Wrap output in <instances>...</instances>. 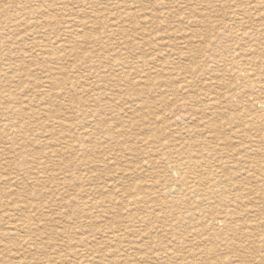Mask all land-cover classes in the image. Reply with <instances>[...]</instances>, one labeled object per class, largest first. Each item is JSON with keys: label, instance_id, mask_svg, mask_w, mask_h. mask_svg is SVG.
I'll return each instance as SVG.
<instances>
[{"label": "rangeland", "instance_id": "obj_1", "mask_svg": "<svg viewBox=\"0 0 264 264\" xmlns=\"http://www.w3.org/2000/svg\"><path fill=\"white\" fill-rule=\"evenodd\" d=\"M18 1L22 2V0ZM74 1H78L81 3V1L83 0ZM91 1L93 2L91 4L93 6H89L86 9L87 11L80 8L76 3H72L73 6L71 4V6H64L67 7L66 10L62 9V11H53L54 8H50L48 10V13H50L51 15L55 14L57 18H59L60 14L63 12L64 16L58 19L61 22L64 18L66 19L67 17V19L75 18L78 20H82L85 24V27L83 29V32L81 34H78H80V36L84 35V38L79 37L77 39V44H68V31L72 29L65 30L64 28H62V24H60L61 27L55 24H48L46 28H44L46 34L44 35L43 39L47 44V55L45 54L46 61L41 62L38 60L37 62H39L40 64H37L36 62L35 64L30 63V67L31 65L33 67H29L28 76L30 77H28L27 81L25 80V82L28 83V86L30 87L28 88V90L30 91L27 95L34 96L38 95V93L44 95L45 102H47L48 105H46V110L48 112H44L46 113V115H35V117H37V122L35 121L36 124L33 123L34 130L31 128L29 131L21 135L19 145L16 146V152L13 154H10V150L5 142V137L0 132V147L3 146L2 148H0V160L2 163L0 164L2 168V172L0 170V176L3 177L5 175L4 178H7V174H5L6 171H3L4 158L6 165L7 161L10 158H13V160L16 159L15 161H17L18 164L22 165V169L21 172H19L20 179L17 184L18 187L15 185L14 190H16L17 188L19 190L23 189L28 192H34L35 194H37V196L44 193V201L48 204L47 207L50 208L48 209V212L46 213L47 215L45 216L43 221L45 226L43 229V235L45 236L43 237H45L46 242L49 243L45 249L47 253L46 261L51 260V262H48L47 264H81V252L78 247V243L81 239L87 240L88 238L92 240V246H90V250L92 253L95 252L96 254H91V256L87 255L88 258L91 257L93 258V261L96 262L94 263L92 261V264H109V262L110 264H261V260H264V240L259 241L254 237L248 238L246 235L241 234L243 233L242 231H239L240 234H231L230 238L235 237V241L233 239V245H227L225 242H222L220 240H200L198 238L199 234L192 237L190 231L197 230L199 232V229H201V227L199 226L191 229H184L175 225L163 226L164 224H166V222H160L158 226L151 231L152 233L150 235H146L141 233L140 231L141 229L144 230V227H139L136 224H132V222L129 220H131L136 215L142 214V212H148L152 209L149 207H147L145 211L138 209L136 204H134V198H136L138 194L152 192L158 197V200L162 199L167 203L170 202L174 197H176L175 195L169 196L164 194V187L167 183L166 175L168 174L164 169L167 167L166 164L168 163H165L166 161L161 160V158L163 157L164 153L168 152L169 150L165 148H159V143H165L168 140H176L177 142H182L181 144L186 143L185 146H188L189 142L205 141L210 150L217 147V150L214 151V153L211 152L208 159L203 162V169L220 170L222 171L221 174L227 176L229 179H231V181H234L236 184L238 183L244 185L241 186L242 189L240 190L239 186H236L237 191H239V193L241 194V199L238 203L239 208H235L237 213L241 214L239 216L241 217L240 220L244 219L248 221L254 219V205H259L260 207H262V210L264 212V200L256 199V196L253 195L249 190L251 184L254 185L260 182L262 179L260 176V171L264 169V126L261 125V128L259 129L252 128L250 127L248 122H243L239 119L240 116L247 114L249 111L256 113V109H254L252 105L254 98L247 96L249 95V93H242L244 92L245 87L244 82L241 79L237 80L233 75L229 73L230 67L229 64L226 63L227 60L232 59V56L234 54L244 56L242 60L240 59V63H244L246 59L249 58L246 53L251 52L249 51L250 47L251 49L255 50V52H258V54L255 56L259 57L257 61H264V59L262 58V56L264 57V0H108V2L107 0ZM98 2L100 4H97ZM155 2L167 3L166 5H168V9H159L160 7L159 5H157L158 3ZM32 4H29V9H34V6H32ZM104 6L109 8L106 10ZM123 7L128 8V12L132 14L126 19L119 17L121 15ZM82 10L85 12H82ZM90 11H94L95 15L90 17L87 14ZM125 16L126 14L121 15V17ZM248 20H250L251 23ZM251 20H254V24ZM257 23L259 24V27ZM121 24H123L122 28L117 29ZM231 24L233 25L231 26ZM246 24L249 26L247 27ZM185 25L187 27H185ZM172 26L175 28H173ZM26 29H30V31H36L32 27L26 26ZM76 30H80V28ZM180 30L183 32H179ZM65 31L67 34L65 33ZM58 35H60L61 37ZM28 37L30 41H27L26 46L21 47V49L23 50L24 48L29 56H36L35 49L33 48V45H31V41L34 39V37H36V35L30 33V36ZM105 43L110 44V46L106 47ZM63 44L66 45V47H60L63 46ZM119 44L122 48L118 46ZM73 45L74 48L72 49V52H70V47H72ZM151 45L160 47L155 48ZM184 46H186V48H188L189 50L184 48ZM51 48L55 51H53ZM135 48L139 51L137 52ZM61 49L63 50L62 52ZM57 52L58 54L55 55ZM18 53L20 54L19 51ZM22 54L23 53H21L19 56H21ZM91 56L93 60H91ZM17 57L18 56H16V58ZM58 57L62 58V61L58 60L56 62L55 59ZM85 58H87V60ZM119 60L121 62H119ZM117 63H125L122 70L115 69L116 67L114 65H116ZM135 63L139 64L137 65ZM70 65H72L73 67ZM103 66L105 68H103ZM36 67H38L39 69ZM44 70H46L47 72H45ZM147 70H149L150 72ZM257 71L260 70L257 69ZM36 76L40 78L37 79ZM54 78L60 80L64 79L65 83L62 84L61 87H57L52 83H46V87L40 88V81L51 82L50 80ZM178 79L181 80L179 81ZM256 79L257 78L254 77L252 78V81L254 82V80ZM184 80H186L188 82L187 84H189L190 86L187 89L182 90L180 86H184ZM82 82H84L85 85ZM137 82L138 85H134V83L137 84ZM19 83L20 82H18V84H15L14 86H16V88H19L21 86L19 85ZM80 84L82 86H80ZM72 87L74 88L72 89ZM133 88L135 91L139 90V92L133 93ZM54 90L56 92H54ZM60 91L63 92L62 95L59 94ZM239 94L245 95L246 98L243 99L242 97H238ZM260 96L264 98V94H261ZM95 98H97V100ZM157 98L160 99L158 100ZM61 99H63V101ZM133 100L135 101L133 102ZM262 100L264 101V99ZM182 103L185 107H181L183 106ZM185 103H188V105H185ZM154 104H156L157 106ZM193 104L194 106H192ZM138 106H141V108H139ZM68 107L71 109H69ZM142 109H144V112ZM36 111L37 109L31 108H29L28 110L29 114ZM180 115L183 116L184 119H180ZM39 119L42 120L39 121ZM148 121L150 123H148ZM151 121L153 122L151 123ZM55 122H59L62 125H57ZM211 122L217 124L216 130L210 129L207 126L209 125V123L211 124ZM195 124L197 125L195 126ZM66 125L70 128L66 127ZM111 125H113L112 128ZM173 125L175 127H173ZM258 125L260 126V123H258ZM40 126L44 127V129L40 128ZM77 127L79 129H77ZM83 127L88 128L86 130ZM58 132H61V134H59ZM179 132H181V134ZM47 134H50V136H48ZM237 134L239 135L237 136ZM90 135H93V137ZM77 136H79V138ZM108 136H110L111 138ZM36 137L40 138L41 141L43 140L44 143H36L34 140ZM62 137L65 138L64 141H66L70 146L81 144L83 149L77 152L75 150L64 149L60 145H57L55 143H49L50 141L56 139H62ZM157 137L159 138L157 139ZM185 139L188 140L186 141ZM45 141H47L48 143ZM30 145L32 146L30 147ZM42 145L44 146L42 147ZM217 145H219V147ZM121 146H123L124 148ZM258 149H260L261 151H259V154L256 157L254 154L258 153ZM1 152L3 155L1 154ZM26 152L27 154H24ZM47 154H49V157L47 156ZM260 154L262 155V157ZM34 155L37 158H35ZM251 155L253 158H250ZM40 156H45L46 158L44 157L41 160ZM112 156L115 157V159ZM53 157H57V159H54ZM47 159L48 161H45ZM31 160L33 163L31 162ZM146 160H149V162L151 160V165H149L148 167H144V161ZM37 164L39 167L36 166ZM229 165L231 166V168ZM123 168L124 170H122ZM137 169H139L140 171H138ZM127 170L129 171L127 172ZM10 171L13 170H9V172ZM223 171L226 174H224ZM61 173H66V175L68 176L65 180L71 181V184L69 186V182H67V185L65 186L62 185V183L64 184V181L61 180L63 179V175H61ZM39 174L43 177V180L47 178L46 180L48 181L44 180L43 186H41V188L36 191L35 188L37 186V183L35 179L39 177ZM92 175L99 176V179H97L96 181L87 182L85 180L87 179V176ZM118 177H120V179H118ZM32 178L33 180H31ZM1 183L2 182H0V192H3L4 190H7L8 185L6 183ZM84 183H87V185ZM245 184H248L249 187ZM104 186L106 187V189L104 188ZM48 191L50 194L48 193ZM83 192H85V194H83ZM91 197H93V199ZM155 199H152L153 203H150V206L155 205ZM121 201H123V203ZM86 202L96 203L97 210H93L92 214H88L83 211V204ZM168 206L169 204L167 205V207ZM68 207L70 208L68 209ZM73 208H76L80 212V217L77 221L71 220L72 217L70 214ZM167 210H170V208ZM250 213H252V215ZM69 223H71L72 225H70ZM77 227L83 228V230L78 231L76 229ZM74 229H76V236L74 237V234L72 235V249H70L72 253L69 255V250L65 251V248L63 251L61 250L64 243L63 240L58 237H53L52 239V235L55 232H64L69 230L72 231ZM247 230L258 236H264V220H262L259 224H256L255 227L254 225L250 226ZM112 232L115 233V240L111 239ZM79 233H81V236ZM174 233L177 234L180 239L174 238L175 240H173V238H171L170 236ZM112 241L114 243H112ZM172 242L174 244H172ZM146 246H148L149 248ZM157 247L159 248L157 249ZM208 247H216L220 251L216 254L208 253L206 252V250L209 249ZM138 248L139 250H141L139 251ZM144 249L147 251H145ZM246 250L247 252H245ZM58 251H61L60 255H63L64 257L69 255V257L65 261L56 259L58 256H56L55 254ZM172 251H174L175 255L172 254ZM226 253L230 255L228 256ZM164 255H166L168 258ZM144 260L145 262H147L145 263ZM31 261H34V259H32Z\"/></svg>", "mask_w": 264, "mask_h": 264}, {"label": "bare ground", "instance_id": "obj_2", "mask_svg": "<svg viewBox=\"0 0 264 264\" xmlns=\"http://www.w3.org/2000/svg\"><path fill=\"white\" fill-rule=\"evenodd\" d=\"M128 1V0H127ZM131 1V0H130ZM164 1V0H163ZM183 1V0H182ZM200 1V0H199ZM211 1V0H210ZM232 1V0H231ZM236 1V0H235ZM257 1V0H256ZM35 2V3H33ZM106 2V1H105ZM108 2V0H107ZM114 2V1H113ZM133 2V1H132ZM220 2V1H219ZM33 3V4H32ZM61 3V4H59ZM72 3H76L79 5L80 8L83 10L87 9L93 2L91 0H83L80 2L74 1V0H22V2H19L18 0H0V132L2 135L5 137V142L10 150V154H13L16 152V146L19 145L20 142V137L22 134L26 133L29 131L31 128L34 130V124H36V114H45L48 112L46 110V105L47 102H45V98L43 94L34 95L30 96L27 95L29 94L28 88V83L25 82L27 81V78L30 77L28 76V70L30 67V63L35 62L37 64H40L39 61H46V47L47 44L45 43L43 37L46 34L44 28L48 24H55L59 25L62 24V28L65 30L67 29H72L68 31L67 37V43L71 44H77V39L84 38V35L80 36V34L83 32L84 29V22L82 20H78L75 18H69V19H63V21H59L60 17L64 16L63 12L60 14V17L57 18V16L51 15L48 13V10L50 8H54L53 11H62V9L66 10L67 7L64 6H69ZM158 3V2H155ZM196 3V2H195ZM239 3V2H238ZM29 4H32L34 6V9H29ZM97 4H100L99 2ZM118 4V3H117ZM120 4V3H119ZM167 3L161 2L158 3L159 9H168ZM70 5V6H71ZM135 5V4H134ZM137 5V4H136ZM204 5V4H203ZM235 5V4H234ZM73 6V5H72ZM106 6V5H105ZM104 6V7H105ZM110 6V5H109ZM238 6V5H237ZM258 6V5H257ZM102 7V6H101ZM100 7V8H101ZM114 7V6H113ZM228 7V6H227ZM106 10L109 8L105 7ZM124 8V7H123ZM122 8L121 15L126 14L125 17L120 18L126 19L132 14L128 12V8ZM140 8V7H139ZM255 8V7H254ZM77 9V8H76ZM111 9V8H110ZM137 9V8H136ZM146 9V8H145ZM151 9V8H150ZM82 12H85L83 11ZM133 10V9H132ZM158 10V9H157ZM229 10V9H228ZM227 10V11H228ZM255 10V9H254ZM262 10V9H261ZM87 11V10H86ZM95 11V9H94ZM94 11H90L87 14L91 17L95 15ZM150 11V10H149ZM160 11V10H159ZM241 11V10H240ZM102 12V11H101ZM104 12V11H103ZM112 12V11H111ZM134 12V11H133ZM78 13V11H77ZM237 13V12H236ZM263 13V12H262ZM154 14V13H153ZM86 15V14H85ZM151 15V14H150ZM70 16V15H69ZM98 16V15H97ZM101 16V14H100ZM168 16V15H167ZM170 16V15H169ZM237 16V15H236ZM242 16V15H241ZM137 17V16H136ZM144 17V16H143ZM159 17V16H158ZM166 17V16H165ZM184 17V16H183ZM213 17V16H212ZM95 18V17H94ZM131 18V17H130ZM140 18V17H139ZM142 18V17H141ZM145 18V17H144ZM233 18V17H232ZM264 18V17H263ZM136 19V18H135ZM151 19V18H150ZM163 19V18H162ZM178 19V18H176ZM193 19V17H192ZM197 19V18H196ZM212 19V18H211ZM90 20V19H89ZM98 20V19H97ZM115 20V19H114ZM134 20V19H133ZM165 20V19H164ZM207 20V19H206ZM233 20V19H232ZM239 20V19H238ZM237 20V21H238ZM242 20V19H241ZM245 20V19H244ZM257 20V19H256ZM255 20V21H256ZM138 21V20H137ZM240 21V20H239ZM250 22V20H248ZM247 21V22H248ZM252 21V20H251ZM254 21V20H253ZM252 21V23H253ZM260 21V19H259ZM100 22V20H99ZM160 22V21H159ZM168 22V21H167ZM195 22V21H194ZM258 22V21H257ZM113 23V22H112ZM192 23V22H191ZM197 23V22H196ZM246 23V22H245ZM251 23V22H250ZM116 24V23H115ZM190 24V23H189ZM200 24V23H199ZM212 24V23H211ZM210 24V25H211ZM243 24V23H242ZM254 24V23H253ZM258 24V23H257ZM89 25V24H88ZM122 25H119L117 29L122 28ZM145 25V24H144ZM187 25V24H186ZM185 25V27H187ZM191 25V24H190ZM195 25V24H194ZM193 25V26H194ZM233 24H231L232 26ZM247 25V24H246ZM262 25V24H261ZM27 27H32L36 31H30L26 29ZM222 26V25H221ZM249 25H247L248 27ZM264 26V25H263ZM173 27V26H172ZM253 27V26H252ZM259 27V24H258ZM61 28V29H62ZM80 30H76L79 29ZM175 28V27H173ZM178 28V27H177ZM60 29V30H61ZM127 29V28H126ZM159 29V27H158ZM182 29V28H181ZM193 29V28H192ZM249 29V28H248ZM56 30V29H55ZM59 30V29H58ZM94 30V29H93ZM124 30V29H123ZM191 30V29H190ZM189 30V31H190ZM173 31V30H172ZM171 31V32H172ZM260 31V30H259ZM89 32V31H88ZM124 32V31H123ZM151 32V31H150ZM160 32V31H159ZM178 32V31H177ZM183 32V31H179ZM30 33L36 35L34 39L31 41V45H33V48L35 49L36 56H29L26 51L21 49V47H25L27 44V41H30L29 37ZM66 33V31H65ZM80 33V34H78ZM50 34V32H49ZM67 34V33H66ZM91 34V33H90ZM107 34V33H106ZM218 34V32H217ZM216 34V36H217ZM53 35V33H52ZM96 35V33H95ZM221 35V34H220ZM232 35V34H231ZM259 35V34H258ZM55 36V35H54ZM60 36V35H58ZM150 36V35H149ZM241 36V35H240ZM41 37V38H40ZM61 37V36H60ZM95 37V36H94ZM118 37V36H117ZM172 37V36H171ZM189 37V36H188ZM40 38V39H39ZM49 38V37H48ZM168 38V37H166ZM165 38V39H166ZM183 38V37H182ZM235 38V37H234ZM63 39V38H62ZM171 39V38H170ZM168 40V39H167ZM166 40V41H167ZM238 40V38H237ZM154 41V40H153ZM164 41V42H166ZM244 41V40H243ZM246 41V40H245ZM99 42V41H98ZM103 42V41H102ZM130 42V41H129ZM128 42V43H129ZM137 42V41H136ZM199 42V41H198ZM57 43V42H56ZM87 43V42H86ZM91 43V41H90ZM127 43V44H128ZM53 44V42H52ZM84 44V43H83ZM105 43L106 47H109L110 44ZM155 44V42H154ZM248 44V43H247ZM261 44V43H260ZM91 45V44H90ZM97 45V44H96ZM100 45V44H99ZM195 45V44H194ZM251 45V44H249ZM121 47V45H118ZM153 46V45H151ZM150 46V47H151ZM253 46V45H252ZM258 46V45H257ZM28 47V45H27ZM60 47H66V45L63 44V46ZM117 47V46H116ZM124 47V46H123ZM155 47V46H153ZM160 47V46H157ZM155 47V48H157ZM74 48V45L70 47V52H72V49ZM76 48V47H75ZM122 48V47H121ZM165 48V47H164ZM186 48V46H184ZM237 48V47H236ZM249 48V47H248ZM258 48V47H256ZM261 48V47H259ZM26 49V48H25ZM50 49V48H49ZM52 49V48H51ZM68 49V48H67ZM108 49V48H107ZM115 49V48H113ZM136 49V48H135ZM188 49V48H186ZM230 49V48H229ZM241 49V48H240ZM53 50V49H52ZM95 50V49H94ZM137 50V49H136ZM152 50V49H151ZM159 50V48H158ZM157 50V51H158ZM189 50V49H188ZM204 50V49H202ZM226 50V49H225ZM18 51L23 53L21 56L18 53ZM51 51V50H50ZM55 51V50H53ZM63 50L61 49V52ZM87 51V49H86ZM116 51V50H115ZM139 50H137L138 52ZM153 51V50H152ZM251 51V52H249ZM249 53H246V55L249 57L246 59L244 63H240V59L242 60L244 56H240L238 54H234L232 56L231 60H227L226 63L229 64V73L233 75L237 80L241 79L244 84V92L243 94L249 93V97H253V108L256 109V113L249 111L247 114L240 116L239 119L242 120L243 122H248L250 127L252 128H261V125L264 126V99L261 97V94H264V61L257 59L259 57H255L258 52H255V50L249 49ZM89 52V51H88ZM100 52V51H99ZM104 52V51H102ZM122 52V51H121ZM55 53V52H52ZM101 53V52H100ZM155 53V52H154ZM210 53V52H209ZM208 53V54H209ZM222 53V52H221ZM58 52L55 54L57 55ZM102 54V53H101ZM108 54V53H107ZM129 54V53H128ZM233 54V53H232ZM264 54V51H263ZM47 55V54H46ZM87 55V54H86ZM91 55V54H90ZM88 55V56H90ZM95 55V54H94ZM113 55V54H112ZM16 56H18L16 58ZM59 56V55H58ZM87 56V58H88ZM93 56V54H92ZM91 56V58H92ZM115 56V55H114ZM112 56V57H114ZM153 56V55H152ZM192 56V55H191ZM228 56V55H227ZM254 56V57H253ZM54 57V56H53ZM130 57V56H129ZM163 57V56H162ZM193 57V56H192ZM223 57V56H222ZM252 57V58H251ZM87 58H85L87 60ZM94 58V56H93ZM93 58L91 60H93ZM187 58V57H186ZM190 58V57H189ZM221 58V57H220ZM228 58V57H227ZM255 58V59H254ZM264 59V57L262 56ZM54 59V58H52ZM83 59V58H82ZM84 59V60H85ZM98 59V58H97ZM166 59V58H165ZM56 62L58 60L62 61V58H56ZM100 60V58H99ZM65 61V60H64ZM70 61V60H69ZM118 61V60H117ZM223 61V60H222ZM67 62V61H66ZM65 62V63H66ZM119 62H121L119 60ZM139 62V61H138ZM155 62V61H154ZM200 62V61H199ZM60 63V62H59ZM72 63V60H71ZM85 63V62H82ZM93 63V62H91ZM140 63V62H139ZM138 63V64H139ZM151 63V62H150ZM161 63V62H159ZM158 63V64H159ZM176 63V62H175ZM56 64V63H55ZM69 64V63H68ZM102 64V63H101ZM137 64V63H135ZM137 64V65H138ZM170 64V63H169ZM185 64V62H184ZM187 64V63H186ZM62 65V64H61ZM90 65V64H89ZM125 63H117L114 65L116 68L115 69H120L124 67ZM134 65V64H133ZM168 65V64H167ZM221 65V64H220ZM72 66V65H70ZM80 66V64H79ZM91 66V65H90ZM110 66V65H109ZM171 66V65H170ZM173 66V65H172ZM222 66V65H221ZM31 67H33L31 65ZM30 67V68H31ZM73 67V66H72ZM85 67V66H84ZM169 67V66H168ZM220 67V66H219ZM218 67V68H219ZM38 68V67H36ZM87 68V67H86ZM85 68V69H86ZM103 68H105L103 66ZM112 68V66H111ZM183 68V67H182ZM39 69V68H38ZM43 69V68H40ZM65 69V68H64ZM72 69V68H71ZM91 69V68H90ZM100 69V68H99ZM98 69V70H99ZM102 69V68H101ZM149 69V68H148ZM193 69V68H192ZM259 69L260 71H257ZM50 70V69H49ZM70 70V69H67ZM74 70V69H73ZM97 70V69H96ZM208 70V69H207ZM37 71V70H36ZM47 72L46 70H44ZM55 71V70H54ZM86 71V70H85ZM93 71V70H92ZM149 71V70H147ZM211 71V70H210ZM42 72V71H41ZM40 72V73H41ZM82 72V71H81ZM140 72V71H139ZM138 72V73H139ZM150 72V71H149ZM117 73V72H116ZM45 74V73H44ZM75 74V73H74ZM84 74V73H83ZM169 74V73H168ZM218 74V73H217ZM73 75V73H72ZM167 75V74H166ZM96 76V75H95ZM145 76V75H144ZM175 76V75H174ZM34 77V76H33ZM37 79L40 78L36 76ZM105 77V76H104ZM130 77V76H129ZM166 77V76H165ZM184 77V76H183ZM206 77V76H205ZM256 77L257 79L252 81V78ZM32 78V77H31ZM44 78V76H43ZM42 78V79H43ZM63 78V77H61ZM97 78V77H96ZM101 78V77H99ZM120 78V77H119ZM125 78V77H124ZM155 78V77H152ZM151 78V79H152ZM182 78V77H181ZM188 78V77H187ZM17 79V80H15ZM48 79V78H47ZM86 79V78H85ZM217 79V78H216ZM45 80V79H44ZM90 80V78H89ZM93 80V79H92ZM105 80V79H104ZM132 80V79H131ZM165 80V79H164ZM179 80V79H178ZM181 80V79H180ZM179 80V81H180ZM21 85L19 88H16L14 86L15 84ZM39 81V80H38ZM51 82H43L40 81L39 85L40 88L46 87V83H52L53 85L55 84L57 87H61L62 84H64V79L60 80L57 78H54L50 80ZM82 81V80H81ZM86 81V80H83ZM100 81V80H99ZM140 81V80H139ZM138 81V82H139ZM162 81V80H161ZM226 81V80H225ZM96 82V81H95ZM103 82V81H102ZM134 83V85H138ZM146 82V81H145ZM183 83L184 86H180L182 90L187 89L190 85L187 84L188 82L184 80ZM26 83V84H25ZM80 83V82H79ZM84 84V82H82ZM104 83V82H103ZM111 83V82H110ZM113 83V82H112ZM147 83V82H146ZM152 83V82H151ZM216 83V82H215ZM33 84V83H32ZM36 84V83H35ZM100 84V83H99ZM85 85V84H84ZM87 85V84H86ZM95 85V84H93ZM38 86V85H37ZM70 86V85H69ZM78 86V84H77ZM80 86H82L80 84ZM79 86V87H80ZM88 86V85H87ZM206 86V85H205ZM219 86V85H218ZM67 87V86H66ZM137 87V86H136ZM207 87V86H206ZM217 87V86H216ZM50 88V87H49ZM68 88V87H67ZM74 87H72L73 89ZM107 88V87H106ZM153 88V87H152ZM162 88V87H161ZM171 88V87H170ZM213 88V87H212ZM211 88V89H212ZM215 88V87H214ZM218 88V87H217ZM36 89V88H35ZM39 89V88H37ZM59 89V88H58ZM63 89V88H62ZM69 89V88H68ZM22 92H21V91ZM51 90V89H49ZM98 90V89H97ZM175 90V89H174ZM213 90V89H212ZM234 90V89H233ZM48 91V90H47ZM74 91V90H73ZM133 93H138V91H135L134 88L132 89ZM225 91V90H223ZM222 91V92H223ZM51 92V91H49ZM54 92H56L54 90ZM68 92V91H67ZM96 92V91H95ZM94 92V93H95ZM221 92V93H222ZM66 93V92H65ZM86 93V92H85ZM93 93V94H94ZM154 93V92H153ZM160 93V92H158ZM164 93V92H163ZM162 93V94H163ZM34 94V93H33ZM59 94H63V92L60 91ZM82 94V93H81ZM140 94V93H139ZM151 94V93H150ZM168 94V93H167ZM203 94V93H202ZM233 94V93H232ZM48 95V94H47ZM92 95V94H91ZM154 95V94H153ZM169 95V94H168ZM208 95V94H207ZM213 95V94H211ZM227 95V94H226ZM140 96V95H139ZM152 96V95H151ZM159 96V95H158ZM171 96V95H170ZM201 96V95H200ZM236 96V95H235ZM79 97V96H78ZM93 97V96H92ZM109 97V96H108ZM144 97V96H143ZM174 97V96H173ZM238 97H242L245 99V95L239 94ZM58 98V97H57ZM61 98V97H60ZM76 98V96H75ZM85 98V97H84ZM129 98V97H128ZM142 98V97H141ZM150 98V97H149ZM156 98V96H155ZM154 98V99H155ZM204 98V97H203ZM214 98V96H213ZM59 99V98H58ZM87 99V98H86ZM97 100V98H95ZM152 99V98H151ZM153 99V100H154ZM158 99V98H157ZM160 99V98H159ZM158 99V100H159ZM195 99V98H194ZM63 101V99H61ZM68 100V99H67ZM75 100V99H74ZM106 100V99H105ZM162 100V99H161ZM205 100V99H204ZM217 100V99H216ZM50 101V100H49ZM65 101V100H64ZM82 101V100H81ZM104 101V100H103ZM135 100H133L134 102ZM213 101V100H211ZM78 102V101H77ZM125 102V101H124ZM132 102V103H133ZM141 102V101H140ZM208 102V101H207ZM235 102V101H234ZM49 103V102H48ZM60 103V102H59ZM80 103V102H79ZM78 103V104H79ZM100 103V102H99ZM142 103V102H141ZM194 103V102H193ZM71 104V103H70ZM73 104V103H72ZM83 104V103H82ZM195 104V103H194ZM194 104L192 106H194ZM197 104V103H196ZM220 104V103H219ZM68 105V104H66ZM151 105V104H150ZM156 105V104H154ZM183 105V103H182ZM185 105H188V103H185ZM215 105V104H212ZM48 106V105H47ZM50 106V105H49ZM137 106V105H136ZM157 106V105H156ZM238 106V105H237ZM139 107V106H138ZM164 107V106H163ZM168 107V106H167ZM181 107H185L184 105ZM252 107V106H251ZM29 108L31 109H37L36 112L29 114L28 110ZM69 108V107H68ZM85 108V107H84ZM141 108V106L139 107ZM198 108V107H197ZM226 108V107H225ZM71 109V108H69ZM79 109V108H78ZM96 109V108H95ZM118 109V108H117ZM145 109V108H144ZM144 109L143 112H144ZM163 109V108H162ZM206 109V108H205ZM215 109V107H214ZM87 110V109H86ZM138 110V109H136ZM154 110V109H153ZM156 110V109H155ZM164 110V109H163ZM240 110V109H239ZM47 111V112H46ZM175 111V110H174ZM212 111V109H211ZM46 112V113H44ZM79 112V111H78ZM122 112V111H121ZM209 112V111H208ZM123 113V112H122ZM138 113V112H137ZM205 113V112H204ZM214 113V112H213ZM223 113V112H222ZM227 113V112H226ZM231 113V111H230ZM76 114V113H75ZM121 114V113H120ZM119 114V115H120ZM142 114V113H141ZM152 114V113H151ZM150 114V115H151ZM163 114V113H161ZM168 114V113H167ZM166 114V115H167ZM186 114V113H185ZM209 114V113H208ZM30 115V116H29ZM49 115V114H48ZM211 115V114H210ZM214 115V114H212ZM92 116V115H90ZM96 116V115H95ZM108 116V115H107ZM130 116V115H129ZM132 116V115H131ZM143 116V115H142ZM165 116V115H164ZM228 116V115H227ZM50 117V116H48ZM146 117V116H145ZM168 117V116H166ZM79 118V117H78ZM159 118V117H158ZM174 118V117H173ZM180 119H184L183 116H179ZM211 118V117H210ZM222 118V117H221ZM43 119V118H42ZM42 119H39L42 120ZM119 119V118H118ZM136 119V118H135ZM116 120V119H115ZM134 120V119H133ZM140 120V119H139ZM138 120V122H139ZM144 120V119H143ZM149 120V119H148ZM151 120V119H150ZM162 120V119H161ZM36 121V122H35ZM85 121V120H84ZM98 121V120H97ZM128 121V120H127ZM142 121V120H141ZM163 121V120H162ZM188 121V120H186ZM191 121V120H190ZM189 121V122H190ZM201 121V120H200ZM45 122V121H44ZM69 122V121H68ZM108 122V121H107ZM146 122V121H144ZM153 121H151L152 123ZM169 122V121H168ZM52 123V122H51ZM57 125H62L59 122H55ZM53 123V124H55ZM98 123V122H97ZM148 123H150L148 121ZM260 123V126L258 125ZM67 124V123H66ZM100 124V123H99ZM104 124V123H103ZM166 124V123H165ZM170 124V123H169ZM174 124V123H172ZM245 124V123H244ZM42 125V124H40ZM147 125V124H146ZM189 125V124H188ZM197 124H195L196 126ZM205 125V123H204ZM47 126V125H46ZM70 126V123H69ZM66 125V127H69ZM127 126V125H125ZM171 126V125H169ZM210 129H217V124H214L211 122L209 125H207ZM221 126V125H220ZM113 125H111V128ZM135 127V126H134ZM144 127V126H143ZM158 127V126H157ZM160 127V126H159ZM173 127H175L173 125ZM198 127V126H197ZM226 127V126H225ZM40 128L44 129V127L40 126ZM70 128V127H69ZM72 128V127H71ZM85 128V127H83ZM88 128V127H87ZM87 128H85L87 130ZM110 128V129H111ZM207 128V127H206ZM220 128V127H219ZM77 129H79L77 127ZM133 129V127H132ZM131 129V130H132ZM167 129V128H166ZM221 129V128H220ZM91 130V129H90ZM112 130V129H111ZM122 130V129H121ZM156 130V129H155ZM171 130V129H170ZM184 130V129H183ZM45 131V130H44ZM92 131V130H91ZM94 131V130H93ZM137 131V130H136ZM163 131V130H162ZM175 131V129H174ZM177 131V130H176ZM218 131V130H217ZM38 132V131H37ZM42 132V130H41ZM50 132V131H49ZM121 132V131H120ZM148 132V131H147ZM146 132V133H147ZM153 132V130H152ZM151 132V133H152ZM234 132V131H233ZM0 133V134H1ZM32 133V132H31ZM30 133V134H31ZM36 133V132H35ZM59 133V132H58ZM65 133V132H64ZM78 133V132H77ZM129 133V131H128ZM127 133V134H128ZM150 133V132H149ZM176 133V132H175ZM181 134V132H179ZM29 134V132H28ZM42 134V133H41ZM40 134V135H41ZM55 134V133H52ZM51 134V135H52ZM61 134V132L59 133ZM87 134V133H86ZM183 134V133H182ZM198 134V132H197ZM253 134V133H252ZM48 135V134H47ZM109 135V134H108ZM112 135V134H111ZM176 135V134H175ZM196 135V134H195ZM226 135V134H225ZM239 134H237L238 136ZM39 136V135H38ZM37 136V137H38ZM42 136V135H41ZM40 136V137H41ZM44 136V132H43ZM42 136V137H43ZM50 136V134L48 135ZM87 136V135H86ZM93 137V135H90ZM119 136V135H118ZM127 136V135H126ZM156 136V135H155ZM180 136V135H179ZM197 136V135H196ZM206 136V135H205ZM230 136V135H229ZM32 137V136H31ZM35 138V142L39 144H43L44 141L40 138ZM74 137V136H72ZM79 138V136H77ZM85 137V136H84ZM104 137V136H103ZM110 137V136H108ZM181 137V136H180ZM188 137V136H187ZM208 137V136H207ZM70 138V137H69ZM111 138V137H110ZM159 137H157L158 139ZM246 138V137H245ZM98 139V138H97ZM107 139V137H106ZM118 139V138H117ZM147 139V138H146ZM167 139V138H166ZM174 139V138H173ZM65 138L62 137V139H56L53 141H50L49 143H55L57 145H60L64 149H70V150H75L77 152L81 151L83 149L81 144H77L74 146H70L67 144L66 141H64ZM99 140V139H98ZM141 140V139H140ZM139 140V141H140ZM178 140V139H177ZM186 140V139H185ZM188 140V139H187ZM186 140V141H187ZM198 140V139H197ZM224 140V139H223ZM250 140V139H249ZM79 141V140H78ZM77 141V142H78ZM157 141V140H156ZM242 141V140H241ZM33 142V141H32ZM47 142V141H45ZM82 142V141H81ZM116 142V141H115ZM225 142V141H224ZM235 142V141H234ZM233 142V143H234ZM240 142V141H239ZM243 142V141H242ZM48 143V142H47ZM87 143V142H86ZM103 143V142H102ZM106 143V142H105ZM108 143V142H107ZM157 143V142H156ZM182 142H177L176 140L171 141L168 140L165 143H159V148H165L168 149L169 151L164 153L163 157L161 160H165V163L167 167L164 169L168 174L167 176V183L164 187V194L165 195H175L170 202L163 201L162 199L158 200V197L152 193V192H145L138 194L136 198H134V204L138 207V209L145 211L147 207L152 208L148 212H142L140 215L132 216L133 218L129 221L132 222V224H136L139 227H144V230L141 229V233L150 235L152 230L158 226V224L161 222H166L163 226H179L182 228H194V227H201L199 229V232L197 230L195 231H190L192 237L196 236L199 234L198 238L201 239H206L207 241H215V240H220L222 242H225L227 245H233V239L230 238L231 234H240L239 231H242L243 235H246L248 238L249 237H254L258 239L259 241L264 240V236H258L251 231H248L247 229L250 226L255 227L256 224H259L262 220H264V212L262 210V207L259 205H254L255 210L254 213L255 215L253 216V220H244L239 217L241 214L237 213L235 208H239L238 203L241 199V194L239 191H237L236 186H239V190L242 189L241 184H236L234 181H231L227 176L222 175L220 170H212V169H207L204 170L202 167V164L205 160L208 159L210 156L211 152L214 153V151L217 150V147L214 149L210 150L208 146L206 145L205 141H194V142H189L188 146H185L186 143L181 144ZM227 143V142H226ZM179 144V145H177ZM242 144V143H241ZM245 144V143H244ZM28 145V144H27ZM229 145V143H228ZM227 145V146H228ZM2 146V145H1ZM26 146V145H25ZM32 145H30L31 147ZM44 145H42L43 147ZM219 147V145H217ZM246 146V145H244ZM3 147V146H2ZM0 147V148H2ZM5 147V146H4ZM36 147V146H35ZM34 147V148H35ZM46 147V146H45ZM123 147V146H121ZM26 148V147H25ZM114 148V147H113ZM124 148V147H123ZM126 148V147H125ZM158 148V149H159ZM111 149V148H109ZM143 149V148H142ZM1 150V149H0ZM25 150V149H24ZM38 150V149H36ZM51 150V149H50ZM227 150V149H226ZM49 151V150H48ZM260 149L257 150L258 153L254 154L256 157L259 154ZM65 152V151H64ZM109 152V151H108ZM253 152V151H252ZM2 154V152H1ZM24 154H27L24 153ZM30 154V152H29ZM146 154V153H145ZM144 154V155H145ZM3 155V154H2ZM7 155V154H6ZM5 155V156H6ZM9 155V154H8ZM33 155V154H32ZM42 155V154H41ZM53 155V154H52ZM77 155V154H76ZM261 155V154H260ZM13 156V155H12ZM23 156V155H22ZM29 156V155H28ZM46 156V155H45ZM44 156V157H45ZM49 157V154H47ZM111 156V155H110ZM220 156V155H219ZM26 157V156H24ZM33 157V156H32ZM35 157V155H34ZM44 157L40 156V159L42 160ZM60 157V156H59ZM113 157V156H112ZM130 157V156H129ZM226 157V156H224ZM243 157V156H242ZM241 157V158H242ZM252 155L250 156V158ZM262 157V155H261ZM3 158V157H2ZM17 158V157H15ZM37 158V157H35ZM46 158V157H45ZM51 158V157H50ZM54 159H57V157H53ZM115 159V157H113ZM121 158V157H119ZM245 158V157H244ZM253 158V157H252ZM9 159V157H8ZM30 159V158H29ZM32 159V158H31ZM83 159V158H82ZM136 159V158H135ZM264 159V158H263ZM16 160V159H15ZM13 160V158L9 159L7 161V165L5 162L4 158V163H3V171L5 170L7 174V178H4V176H0V182L1 184H7L8 188L7 190H4L3 192H0V264H47L50 261H46V247L49 243L46 242V238L43 237V229H44V218L47 215L46 213L48 212V209H50L47 203L44 201V193L35 194L34 192H28L26 190H19L18 188L15 189V185L17 186L19 182V172H21L22 165L18 164L17 161ZM22 160V159H21ZM35 160V159H34ZM33 160V161H34ZM101 160V159H100ZM103 160V159H102ZM121 160V159H120ZM28 161V160H26ZM45 161H48L45 160ZM95 161V160H94ZM131 161V160H130ZM241 161V160H240ZM246 161V160H245ZM21 162V161H20ZM30 162V161H29ZM32 162V160H31ZM106 162V160H105ZM239 162V160H238ZM264 162V161H263ZM24 163V162H23ZM28 163V162H27ZM33 163V162H32ZM42 163V162H40ZM56 163V162H55ZM82 163V162H81ZM92 163V162H91ZM128 163V162H127ZM137 163V162H136ZM135 163V164H136ZM163 163V164H165ZM0 164L1 160H0ZM30 164V163H29ZM49 164V163H48ZM89 164V163H88ZM100 164V162H99ZM106 164V163H105ZM104 164V165H105ZM132 164V163H131ZM134 164V165H135ZM140 164V163H139ZM144 167H148L151 165V160L144 161ZM160 164V163H158ZM42 165V164H41ZM45 165V164H44ZM47 165V164H46ZM62 165V164H61ZM98 165V164H97ZM129 165V164H127ZM165 165V166H166ZM248 165V163H247ZM264 165V163H263ZM37 167L38 164L36 165ZM85 166V165H84ZM133 166V165H132ZM230 166V165H229ZM42 167V166H40ZM53 167V166H52ZM51 167V168H52ZM111 167V165H110ZM123 167V166H122ZM154 167V166H153ZM55 168V167H54ZM67 168V167H66ZM69 168V167H68ZM134 168V167H133ZM160 168V167H159ZM231 168V166H230ZM252 168V167H251ZM61 169V168H60ZM72 169V168H71ZM229 169V168H228ZM258 169V168H257ZM260 169V168H259ZM0 170L2 172V168L0 166ZM9 170H13L10 171ZM103 170V169H102ZM124 170V168L122 169ZM140 171L139 169H137ZM163 170V169H162ZM163 170V171H164ZM261 170V169H260ZM27 171V170H26ZM31 171V169H30ZM52 171V170H51ZM88 171V170H87ZM129 170H127L128 172ZM236 171V169H235ZM8 172V173H7ZM38 172V171H37ZM41 172V171H40ZM85 172V171H84ZM90 172V171H89ZM106 172V171H105ZM43 173V172H42ZM122 173V172H121ZM224 174H226L223 171ZM78 174V173H76ZM80 174V173H79ZM118 174V172H117ZM156 174V173H155ZM161 174V173H160ZM234 174V172H233ZM63 175V180L64 184L62 185H67V182H69L68 186L71 184L70 180H65L67 179V175ZM165 175V174H164ZM35 176V175H33ZM38 176V175H37ZM82 176V175H81ZM121 176V174H120ZM131 176V175H130ZM129 176V177H130ZM152 176V174H151ZM260 176H261V181L252 185L249 188V190L252 192L253 195L256 196V199L264 200V169L260 171ZM27 177V176H26ZM111 177V176H110ZM133 177V176H132ZM157 177V176H156ZM254 177V176H253ZM34 178V177H33ZM33 178L31 180H33ZM140 178V177H139ZM158 178V177H157ZM45 178L44 180H46ZM79 179V178H78ZM99 179V176H87V179H85L87 182H92L96 181ZM120 179V177H118ZM43 177L39 174V177L35 179L37 186H36V191H38L41 186H43ZM115 180V179H114ZM161 180V179H160ZM163 180V179H162ZM48 181V180H46ZM58 182V181H57ZM56 182V183H57ZM50 183V182H48ZM109 183V182H108ZM121 183V182H119ZM127 183V182H125ZM32 184V183H31ZM87 185V183H84ZM83 184V185H84ZM149 184V183H148ZM90 185V183H89ZM111 185V184H110ZM154 185V184H153ZM248 186V184H245ZM28 186V185H27ZM92 186V185H91ZM94 186V185H93ZM132 186V185H131ZM18 187V186H17ZM111 187V186H110ZM126 187V186H125ZM135 187V186H133ZM249 187V186H248ZM30 188V187H29ZM44 188V187H43ZM106 189V187L104 186ZM127 188V187H126ZM149 188V187H148ZM162 188V187H161ZM4 189V188H2ZM76 189V188H75ZM115 190V189H114ZM136 190V189H135ZM142 190V189H141ZM155 190V189H154ZM45 191V190H44ZM138 191V190H137ZM41 192V191H39ZM111 192V191H110ZM119 192V191H118ZM49 193V191H48ZM59 193V192H58ZM79 193V192H77ZM114 193V192H113ZM120 193V192H119ZM127 193V192H126ZM50 194V193H49ZM62 194V193H61ZM66 194V193H64ZM85 194V192H83ZM134 194V193H133ZM80 195V194H79ZM82 195V194H81ZM51 196V195H50ZM66 196V195H65ZM74 196V194H73ZM110 196V195H109ZM58 197V195H57ZM101 197V195H100ZM60 198V196H59ZM78 198V197H77ZM93 199V197H91ZM118 198V197H117ZM157 198V199H155ZM58 199V198H56ZM68 199V198H67ZM88 199V198H87ZM129 199V198H128ZM152 199H155V205L150 206V203H153ZM254 199V198H253ZM252 199V200H253ZM48 200V199H47ZM84 200V199H83ZM119 200V199H118ZM121 200V199H120ZM130 201V200H129ZM113 202V201H111ZM116 202V200H115ZM123 203V201H121ZM51 203V202H50ZM57 203V202H55ZM59 203V202H58ZM256 203V202H254ZM169 206L167 207V205ZM242 204V203H241ZM244 204V203H243ZM252 204V203H251ZM133 205V203H132ZM242 206V205H241ZM136 207V208H137ZM244 207V206H243ZM70 207H68L69 209ZM170 210H167L169 209ZM233 208V209H232ZM246 208V207H245ZM135 209V208H134ZM241 209V208H240ZM247 209V208H246ZM83 211H85L88 214H92L93 210H97V204L96 203H89L86 202L83 204ZM81 210V212H82ZM124 210V209H123ZM130 210V209H129ZM248 210V209H247ZM128 211V210H127ZM242 211V210H241ZM83 212V213H85ZM133 212V210H132ZM52 213V212H50ZM79 211L76 208H73L71 212V220H78L80 217ZM131 213V212H130ZM54 214V213H53ZM60 214V213H59ZM139 214V213H138ZM247 214V213H245ZM252 215V213H250ZM50 215V214H49ZM126 215V212H125ZM56 216V214H55ZM51 217V216H50ZM61 217V216H60ZM94 217V216H93ZM131 217V216H130ZM49 218V217H48ZM59 221V220H58ZM68 222V221H66ZM84 223V222H83ZM106 223V222H105ZM72 225L71 223H69ZM66 225V224H64ZM69 225V226H70ZM79 227V226H78ZM76 228L78 231L83 230V228ZM83 227V226H82ZM124 227V226H123ZM162 227V226H161ZM53 228V227H52ZM70 228V227H69ZM87 228V227H86ZM130 228V227H129ZM175 228V227H174ZM72 231H64V232H55L52 235L53 237H58L63 240V245L61 250L63 251L65 248L66 250L72 249V235L74 234V237L76 236L75 230ZM106 230V229H104ZM156 230V229H155ZM169 230V229H168ZM49 231V230H48ZM110 231V230H109ZM122 231V230H121ZM174 231V229H173ZM117 232V231H115ZM210 232V233H209ZM49 233V232H48ZM109 233V232H108ZM139 233V232H138ZM162 233V232H161ZM164 233V232H163ZM47 234V232H46ZM81 236V233H79ZM110 234V233H109ZM117 234V233H116ZM169 234V233H168ZM189 234V233H188ZM78 235V234H77ZM86 235V234H85ZM115 233L112 232L111 239L115 240ZM159 235V234H158ZM242 235V236H243ZM260 235V234H259ZM262 235V234H261ZM98 236V235H97ZM206 236V237H205ZM95 237V236H94ZM110 237V235H109ZM137 237V236H136ZM152 237V236H150ZM163 237V236H162ZM173 238V240L180 239V237L177 234H172L170 236ZM184 237V236H183ZM205 237V238H204ZM240 237V236H239ZM101 238V237H99ZM108 238V237H107ZM138 238V237H137ZM142 238V237H141ZM159 238V237H157ZM109 239V238H108ZM251 239V238H250ZM67 240V242H66ZM99 240V239H98ZM190 240V239H189ZM103 241V240H102ZM108 241V240H107ZM111 241V240H110ZM170 241V240H169ZM219 241V242H220ZM242 241V240H241ZM52 242V241H51ZM156 242V241H155ZM177 242V241H176ZM185 242V241H184ZM77 243V242H76ZM106 243V242H105ZM112 243H114L112 241ZM182 243V242H181ZM79 249H80V261L81 264H92L93 258H88L87 255L93 254L96 255L95 252L92 253L90 250V246H92V240L90 238L86 239H81L79 241ZM132 244V242H131ZM172 244H174L172 242ZM176 244V243H175ZM221 244V243H220ZM239 244V243H238ZM237 244V245H238ZM250 244V243H249ZM248 244V245H249ZM56 245V244H55ZM158 245V244H157ZM161 245V244H160ZM159 245V246H160ZM186 245V244H185ZM201 245V244H200ZM247 245V244H246ZM98 246V245H97ZM149 246V245H148ZM146 246V247H148ZM151 246V245H150ZM181 246V245H180ZM52 247V246H51ZM114 247V246H113ZM138 247V246H137ZM57 248V247H56ZM103 248V247H102ZM149 248V247H148ZM156 248V247H155ZM159 247H157L158 249ZM181 248V247H180ZM209 248V247H208ZM245 248V247H244ZM243 248V249H244ZM156 249V251H157ZM164 249V248H163ZM168 249V248H167ZM166 249V250H167ZM187 249V248H186ZM193 249V248H192ZM232 249V248H231ZM263 249V248H262ZM139 250V248H138ZM141 250V249H140ZM139 250V251H140ZM145 250V249H144ZM150 250V249H149ZM184 250V249H183ZM103 251V250H102ZM105 251V250H104ZM147 251V250H145ZM185 251V250H184ZM220 250L216 247L209 248L206 250L208 253H218ZM238 251V250H237ZM61 251H58L55 255L58 256L56 259H59L61 261H65L69 255L72 253L71 251L69 252V255L63 256L60 255ZM171 252V251H169ZM174 254V251H172ZM233 252V251H232ZM247 252V250L245 251ZM64 253V252H63ZM112 253V252H111ZM142 253V252H141ZM158 253V252H156ZM224 253V252H223ZM171 254V255H172ZM178 254V253H177ZM182 254V253H181ZM186 254V253H185ZM228 255V253H226ZM244 254V253H243ZM247 254V253H246ZM261 254V253H260ZM78 255V254H77ZM92 255V256H93ZM112 255V254H111ZM147 255V254H145ZM150 255V254H149ZM155 255V254H154ZM170 255V254H169ZM175 255V254H174ZM183 255V254H182ZM202 255V254H201ZM230 255V254H229ZM228 255V256H229ZM248 255V254H247ZM167 257L166 255H164ZM173 256V255H172ZM215 256V255H214ZM245 256V255H244ZM114 257V256H113ZM112 257V258H113ZM118 257V256H116ZM121 257V256H120ZM147 257V256H146ZM156 257V256H155ZM154 257V258H155ZM164 257V258H165ZM233 257V256H231ZM235 257V256H234ZM34 261H31L32 259ZM45 258V259H44ZM71 258V257H70ZM73 258V257H72ZM122 258V257H121ZM145 258V256H144ZM168 258V257H167ZM240 258V257H239ZM234 259V258H233ZM122 260V259H121ZM147 260V259H146ZM152 260V258H151ZM192 260V259H191ZM97 261V260H96ZM101 261V260H100ZM125 261V260H124ZM128 261V260H127ZM126 261V262H127ZM148 261V260H147ZM146 261V262H147ZM174 261V260H173ZM227 261V260H225ZM94 262V261H93ZM145 262V260H144ZM145 262V263H146ZM162 262V261H161ZM179 262V261H178ZM190 262V261H189ZM202 262V261H201ZM204 262V261H203ZM96 263V262H94ZM139 263V262H138ZM160 263V262H159ZM163 263V262H162ZM237 263V262H236ZM110 264V262H109ZM141 264V263H140ZM143 264V263H142ZM149 264V263H148ZM157 264V263H156ZM161 264V263H160ZM200 264V263H199ZM261 264H264V260H261Z\"/></svg>", "mask_w": 264, "mask_h": 264}]
</instances>
